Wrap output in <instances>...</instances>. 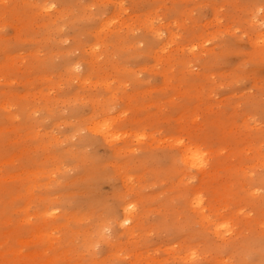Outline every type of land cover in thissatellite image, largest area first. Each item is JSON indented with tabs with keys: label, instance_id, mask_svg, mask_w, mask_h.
I'll use <instances>...</instances> for the list:
<instances>
[{
	"label": "rangeland",
	"instance_id": "rangeland-1",
	"mask_svg": "<svg viewBox=\"0 0 264 264\" xmlns=\"http://www.w3.org/2000/svg\"><path fill=\"white\" fill-rule=\"evenodd\" d=\"M263 176L264 0H0V264H264Z\"/></svg>",
	"mask_w": 264,
	"mask_h": 264
},
{
	"label": "bare ground",
	"instance_id": "bare-ground-1",
	"mask_svg": "<svg viewBox=\"0 0 264 264\" xmlns=\"http://www.w3.org/2000/svg\"><path fill=\"white\" fill-rule=\"evenodd\" d=\"M109 123H110V120H108L107 118L106 119H103V121H100V122H97L96 124V127L95 128H97V129H104V133L105 132H107L108 131V129H109ZM198 146L197 147H195V146H191V147H187L186 149H183L182 150V152L180 153V156H179V160H181V162H183L185 165H189V167H197L198 168V170H199V173H200V175H201V177H202V179H204L206 176L208 177L209 175H210V173H212V170H208V169H210L209 167H208V161L206 160L207 159V154H200V152H199V150H198ZM207 155V156H206ZM210 164V163H209ZM213 164V163H212ZM211 164V165H212ZM216 167V166H215ZM220 166H218V168H219ZM177 170H179V169H177ZM217 170V169H216ZM214 171V170H213ZM235 171H237V170H235ZM32 172V171H31ZM188 176V175H187ZM211 177V176H210ZM209 177V178H210ZM263 178H264V176H263ZM179 180V179H178ZM264 182H262V184H263ZM226 187V186H225ZM220 188V187H219ZM242 190V189H241ZM245 190V189H244ZM213 191V190H212ZM219 191V190H218ZM243 191V190H242ZM247 191V190H246ZM248 192V191H247ZM251 192V191H250ZM193 197H192V200H188L189 201V204L191 205H193V206H190L191 208L192 207H194V214H193V217H192V219H194V220H197V222H199L202 226H209L210 227V220L212 219H210V214H207V213H205L204 212V210H206V208L207 207H209V206H205L204 205V201H203V199H202V195H201V193H200V191H198V190H196V189H193ZM212 193V192H211ZM214 193H217V192H214ZM228 193V192H227ZM245 194H246V192H245ZM248 194V193H247ZM246 194V195H247ZM253 194V193H252ZM4 195V194H3ZM24 195V194H23ZM23 195H21V196H23ZM192 195V194H191ZM259 195V194H258ZM18 196H20V194L18 195ZM214 196V195H213ZM240 196H242L243 197V195H240ZM240 196H238V197H240ZM187 197V196H186ZM189 197H190V195H189ZM208 197H210V196H208ZM216 197V196H215ZM214 197V198H215ZM221 197V196H220ZM22 198V197H21ZM187 199V198H186ZM189 199V198H188ZM211 199V198H210ZM217 199V198H216ZM218 200V199H217ZM209 201V200H208ZM223 201V200H222ZM213 203H214V201H212ZM221 202V201H220ZM216 203V202H215ZM214 203V204H215ZM219 203V202H218ZM224 203V202H223ZM222 203H220V207L222 206L223 207V205H221ZM211 205V204H210ZM217 206V205H216ZM219 206V205H218ZM219 207V208H220ZM224 207H226V206H224ZM212 208H213V206H212ZM230 208V207H229ZM233 208H235V207H233ZM238 208H240V207H237V209ZM123 210L122 211H124L127 215H125L124 214V216H125V218L123 219V217H122V219L123 220H121L120 222H121V225H120V222H119V225L120 226H122L123 224H125V223H133L132 221H133V218H134V209L131 207V206H129V205H125L124 204V206H123V208H122ZM193 209V208H192ZM214 209V208H213ZM232 209V208H231ZM231 209H229V210H231ZM245 209V208H244ZM243 209V210H244ZM264 209V208H263ZM207 210H208V208H207ZM225 210V209H224ZM190 211V210H189ZM188 211V212H189ZM228 211V210H227ZM234 211V210H233ZM236 211V212H235ZM234 212H235V214L237 213V210H235ZM239 211V210H238ZM254 211V210H253ZM264 211V210H263ZM123 212V213H124ZM192 212V211H191ZM207 212V211H206ZM214 212H216V211H214ZM240 212V211H239ZM260 212V211H259ZM261 212H262V210H261ZM210 213V212H209ZM221 213H222V211H221ZM232 214H234L233 212H231ZM230 213V214H231ZM243 213V212H242ZM247 213V212H246ZM245 213V214H246ZM264 213V212H263ZM61 214V213H60ZM223 214V213H222ZM249 214V213H248ZM40 215V214H39ZM38 215V216H39ZM219 215V214H218ZM242 215V214H241ZM41 216H42V214H41ZM63 216H65V215H63ZM62 216V217H63ZM68 215H66L65 217H67ZM215 216V215H214ZM220 216H222V215H220ZM233 216V215H232ZM64 217V218H65ZM138 216H136V218H137ZM235 217V216H234ZM59 218V217H58ZM217 218H219V217H217ZM222 218V217H221ZM246 218V217H245ZM244 218V219H245ZM251 218V217H250ZM60 219H61V217H60ZM70 219V218H69ZM135 219V218H134ZM220 219V218H219ZM224 219H226V220H223L222 221V219L221 220H217V221H220V222H217V221H212V222H214V226H211V227H213V229H212V231L214 230V234H216L218 237L220 236V237H223V235H225L224 234V232L225 231H228V230H230V227H231V221H229V218L227 217V216H225L224 217ZM61 220H63V218L61 219ZM68 220V219H67ZM71 220V219H70ZM135 220H137V219H135ZM252 220H255V219H252ZM261 220V219H260ZM259 219H258V222L260 221ZM263 220V219H262ZM116 221V220H115ZM135 222V221H134ZM192 222H194V221H192ZM257 222V221H256ZM258 222H257V224H258ZM235 223V222H234ZM233 223V224H234ZM263 223V222H262ZM261 223V224H262ZM115 224V223H114ZM260 224V223H259ZM60 225V224H59ZM118 225V226H119ZM128 225V224H127ZM137 225V224H136ZM212 225H213V223H212ZM237 225V224H236ZM66 226H67V224H66ZM119 226V227H120ZM133 226H135V225H133ZM62 227H63V224H62ZM123 227L124 228H126L124 231L126 232V233H128L127 235L129 236V234H130V232H131V230L133 229V227H131V226H126L125 227V225H123ZM137 227V226H136ZM259 227V226H258ZM264 227V226H263ZM1 228L2 227H0V230H1ZM233 228V227H232ZM191 229V228H190ZM193 229V228H192ZM207 229V228H206ZM248 230H249V228H247ZM260 229V228H259ZM78 230V229H77ZM88 230V229H87ZM86 230V231H87ZM240 230H242V228L240 229ZM85 231V232H86ZM93 231V230H92ZM40 232H45V230L43 231L42 229H39V228H37L36 229V231H35V233H37V234H39V235H44L45 233H43V234H40ZM76 232H78V231H76ZM82 232H84V231H82ZM232 232V231H231ZM236 232V231H235ZM239 232V231H238ZM4 233V232H3ZM106 233V232H105ZM196 233V232H195ZM223 233V234H222ZM230 233V232H229ZM88 234L89 235H94V234H90L89 232H88ZM118 234V233H117ZM120 234V233H119ZM232 234V233H231ZM239 234V233H238ZM82 235V234H81ZM99 235H100V233H99ZM98 235V236H99ZM109 235V234H108ZM14 236V235H13ZM47 236H48V238H50L51 239V234H47ZM47 236H43V239H48L47 238ZM231 236V235H230ZM92 237V236H91ZM100 237V236H99ZM98 237V238H99ZM119 237H121L120 235H119ZM206 237V236H205ZM209 237V236H208ZM226 237V236H225ZM86 238V237H85ZM96 238V237H95ZM117 238V237H116ZM115 238V239H116ZM224 238V237H223ZM20 239V238H19ZM22 239V238H21ZM24 240H25V238H23ZM73 239V238H72ZM77 239H79L78 238V236H77ZM76 239V240H77ZM82 239H83V237H82ZM222 239V238H221ZM234 239V238H233ZM6 240V239H5ZM7 240H9V239H7ZM6 240V241H7ZM23 240V241H24ZM19 242H21V240H18ZM17 241V242H18ZM69 241V240H68ZM68 241L66 242V243H68ZM82 241H84V240H82ZM94 241V240H93ZM109 241V240H108ZM110 241H111V238H110ZM232 240L230 239V238H225V239H223L222 241H221V245H227V244H229V242H231ZM25 242H26V240H25ZM29 242V241H28ZM31 242V241H30ZM34 242V241H33ZM86 242V241H85ZM5 243V242H4ZM4 243H2V244H4ZM27 243V242H26ZM73 243V242H72ZM75 243V242H74ZM82 243V242H81ZM11 244V243H10ZM24 244V243H23ZM36 244H38L37 242H36ZM113 244H114V242H113ZM112 244V241H111V245H113ZM199 244H201V243H199ZM32 245V244H31ZM108 245V244H107ZM218 245V244H217ZM216 245V246H217ZM220 245V246H221ZM33 246V245H32ZM31 246V247H32ZM38 245H35V247H37ZM71 246V245H70ZM81 245H79L76 249H79V247H80ZM88 246V245H87ZM5 247H7V245L5 246ZM22 247V246H21ZM25 247H27V246H25ZM29 248V247H28ZM73 248V247H72ZM82 248V247H81ZM90 248V247H89ZM196 247H195V245H191V244H187L185 247H183L182 249L184 250V255L183 256H181L182 258L184 257V256H187L188 258H191V257H193V256H197V250L195 249ZM247 248V247H246ZM252 248V247H251ZM16 249V248H15ZM68 249H71V248H69V246H68ZM227 249V248H226ZM11 250V249H10ZM9 250V251H10ZM12 250H14L13 248H12ZM31 250V249H30ZM65 250H66V248H65ZM65 250H63L64 251V253L66 252ZM89 250V249H88ZM175 250V249H174ZM17 252L19 251V249L18 250H16ZM38 251V250H37ZM69 252V251H68ZM71 252H72V250H71ZM86 252H87V248H86ZM1 253V252H0ZM3 253V252H2ZM26 254L28 253V252H25ZM24 253V254H25ZM32 253V252H31ZM30 253V254H31ZM38 253V252H37ZM36 252H35V254L34 253H32L31 255H36L37 254ZM67 253V252H66ZM82 253V252H81ZM7 254V253H6ZM16 254H18V253H16ZM29 254V253H28ZM68 254V253H67ZM76 254V253H75ZM205 254H206V252H205ZM211 254V253H210ZM15 254H13V256H14ZM21 255V254H20ZM64 255V254H63ZM114 255V254H113ZM172 255H174L175 256V254H172ZM213 255V254H212ZM211 255V256H212ZM217 255V254H216ZM37 256V255H36ZM64 256H66V254L64 255ZM180 255H178V257H179ZM204 256H206V255H204ZM215 256V255H214ZM218 256V255H217ZM31 257V256H30ZM133 257H135V258H133V260H132V262L134 261V259H140L139 257H137V255L136 256H133ZM170 257H171V255H170ZM186 257V258H187ZM222 257V256H221ZM226 257V256H225ZM228 257V256H227ZM50 258H51V256H50ZM50 258L49 259H47V261H45L46 262V264H50ZM150 258V257H149ZM148 258V259H149ZM152 258V257H151ZM174 258V257H173ZM172 258V259H173ZM218 258V257H217ZM220 258V257H219ZM146 259H147V257H146ZM160 259V258H159ZM181 259V258H180ZM215 259H216V257H215ZM222 259H225V258H222ZM230 258H228V260H229ZM243 259V258H242ZM150 260V259H149ZM153 260V259H152ZM157 260V259H156ZM163 260V259H162ZM166 259H164V261H165ZM169 260V259H168ZM175 260V259H174ZM182 260V259H181ZM189 260V259H188ZM218 259H216V261H217ZM219 260H221V258L219 259ZM226 260V259H225ZM141 261H144L145 262V260L143 259H141ZM223 261V264H225L224 262V260H222ZM221 261V262H222ZM43 262V261H42ZM135 262V261H134ZM147 262L149 263V261L147 260ZM154 262H155V259H154ZM158 262V261H157ZM218 263H220V261H217ZM137 263H138V261H137ZM159 264H161V262L159 261L158 262ZM214 263V262H213ZM36 264H38V263H36ZM45 264V263H44ZM136 264V263H135ZM138 264H141V263H138ZM142 264H144V263H142ZM149 264H152V263H149ZM156 264V263H155ZM162 264H164V263H162ZM209 264H211V263H209Z\"/></svg>",
	"mask_w": 264,
	"mask_h": 264
}]
</instances>
